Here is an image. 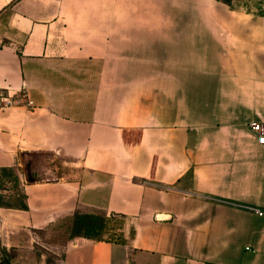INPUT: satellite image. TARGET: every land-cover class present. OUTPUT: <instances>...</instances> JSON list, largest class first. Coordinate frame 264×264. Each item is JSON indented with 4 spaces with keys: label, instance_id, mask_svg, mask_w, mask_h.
I'll use <instances>...</instances> for the list:
<instances>
[{
    "label": "crops",
    "instance_id": "1",
    "mask_svg": "<svg viewBox=\"0 0 264 264\" xmlns=\"http://www.w3.org/2000/svg\"><path fill=\"white\" fill-rule=\"evenodd\" d=\"M255 125L264 15L0 0V172L26 206L0 205V246L19 264H264ZM77 215L122 220L117 238L72 235Z\"/></svg>",
    "mask_w": 264,
    "mask_h": 264
},
{
    "label": "rangeland",
    "instance_id": "2",
    "mask_svg": "<svg viewBox=\"0 0 264 264\" xmlns=\"http://www.w3.org/2000/svg\"><path fill=\"white\" fill-rule=\"evenodd\" d=\"M230 5L236 9H242L248 13L264 15V0H227ZM16 179L19 182L18 174L15 170L0 172V204L7 206H20L22 199L18 201H12V189L16 188ZM6 191H9L6 193ZM15 191V190H14ZM92 215H90L91 217ZM122 220L118 218H107L104 219L99 216H92V218H82L78 217L73 220H68L66 222V227L69 233L73 234H83V235H94L97 240L112 241L116 239L117 231L120 227ZM66 236L65 238H68ZM0 246V264H19V253L15 249L2 250Z\"/></svg>",
    "mask_w": 264,
    "mask_h": 264
},
{
    "label": "trees",
    "instance_id": "3",
    "mask_svg": "<svg viewBox=\"0 0 264 264\" xmlns=\"http://www.w3.org/2000/svg\"><path fill=\"white\" fill-rule=\"evenodd\" d=\"M223 2H225L226 4H228V5H230V3H229V1H227V0H222ZM231 6V5H230ZM8 171H12V170H8ZM2 172H6V171H2ZM17 185H16V187L18 188V182H17V179H16V182H15ZM13 191L15 190L16 191V188H14V189H12ZM18 198H20V199H22V200H24L23 199V197H22V195H20L19 197H16V198H13L12 199V201H18L19 202V199ZM1 205V204H0ZM1 206H7V205H1ZM8 207H12V208H26V206H25V204H24V201H22V203H21V205L20 206H16V207H14V206H8ZM86 216H88V218H92V216L90 217V215H77L76 216V218H78V217H82V218H86ZM80 234V233H79ZM83 235V234H82ZM84 236H87V235H84ZM88 237H90V238H93L94 240H97L96 238H95V236L94 235H89ZM3 251H5L6 249H2Z\"/></svg>",
    "mask_w": 264,
    "mask_h": 264
},
{
    "label": "built area",
    "instance_id": "4",
    "mask_svg": "<svg viewBox=\"0 0 264 264\" xmlns=\"http://www.w3.org/2000/svg\"><path fill=\"white\" fill-rule=\"evenodd\" d=\"M31 103V102H30ZM254 132L258 135V142L261 145H264V132H263V127L260 125H255L253 126ZM256 214L263 216L264 213L262 211H259L258 209L254 210Z\"/></svg>",
    "mask_w": 264,
    "mask_h": 264
}]
</instances>
